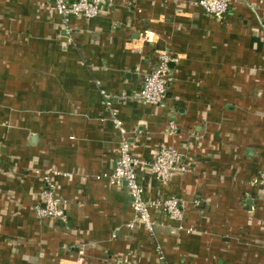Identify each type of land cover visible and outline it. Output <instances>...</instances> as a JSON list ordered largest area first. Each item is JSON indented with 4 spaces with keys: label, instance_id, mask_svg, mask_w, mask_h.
Segmentation results:
<instances>
[{
    "label": "crops",
    "instance_id": "0c3cea01",
    "mask_svg": "<svg viewBox=\"0 0 264 264\" xmlns=\"http://www.w3.org/2000/svg\"><path fill=\"white\" fill-rule=\"evenodd\" d=\"M198 1L114 0L70 17L65 35L51 0H0V264H264V191L251 184L264 168V0H233L222 21ZM162 52L175 59L166 97L141 103ZM105 97L132 156H185L167 183L136 169L143 199L179 197L181 220L152 211V233L126 227L127 190L97 179L121 139ZM45 177L66 222L35 214Z\"/></svg>",
    "mask_w": 264,
    "mask_h": 264
},
{
    "label": "built area",
    "instance_id": "2783aa9c",
    "mask_svg": "<svg viewBox=\"0 0 264 264\" xmlns=\"http://www.w3.org/2000/svg\"><path fill=\"white\" fill-rule=\"evenodd\" d=\"M233 0H199L196 5L203 13L217 21H222L229 11ZM52 10L61 19V27L65 35H69L68 22L70 17L92 19L97 17L101 9L113 4L114 0H51ZM264 38V21L261 24ZM175 59L168 53H159L154 69L142 78L141 87L134 99L151 106H159L166 97L169 81V65ZM105 107L109 110L111 121L120 134L119 157L109 174L97 176L104 178L111 186L123 187L130 198L132 218L126 224L129 230L141 227L145 232L152 233L154 221L152 211H157L174 220H181L183 216V201L176 196L164 200L146 201L142 196V187L136 178V169L140 168L148 172L157 181L167 183L176 175H182L189 170L185 156L174 148H161L150 161H143L131 155L130 143L126 137L121 121L116 111L111 107V101L105 97ZM168 132L174 134L176 125L168 123ZM251 184L264 191V168L254 177ZM34 211L39 219H53L66 222V214L61 200L55 193V185L49 177L43 180L41 203L34 206ZM161 258V257H160ZM114 264H139L138 260L127 254L114 259Z\"/></svg>",
    "mask_w": 264,
    "mask_h": 264
}]
</instances>
